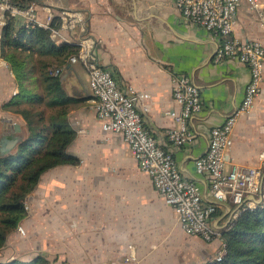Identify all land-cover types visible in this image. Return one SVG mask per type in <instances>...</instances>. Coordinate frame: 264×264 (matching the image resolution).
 <instances>
[{"label":"crops","instance_id":"obj_1","mask_svg":"<svg viewBox=\"0 0 264 264\" xmlns=\"http://www.w3.org/2000/svg\"><path fill=\"white\" fill-rule=\"evenodd\" d=\"M34 3L41 19L46 17L44 6H49L57 24L65 9L81 13L86 32L78 28L68 34L70 38L94 37L100 64L113 71L120 87L150 95L139 101L146 129L174 154L178 170L202 189L205 202L212 203L208 177L197 174L195 163L208 151L211 129L241 106L251 79L250 68L234 57L216 61L222 38L185 22L175 0ZM1 17L0 13V22ZM235 20V38L264 40V23L246 3ZM3 27L0 25L1 35ZM182 73L200 89L203 109L188 121L193 141L175 146L168 131L179 122L170 113L180 112L181 107L173 98L171 79ZM62 80L68 95L78 100L69 116L77 133L69 152L81 162L53 168L41 176L26 200L28 216L19 225L24 234L17 229L9 235L0 260L28 262L38 256H44L49 264H206L215 260L222 238L207 242L187 235L151 177L140 170L122 136L104 131L85 67L69 63ZM16 88L15 73L0 48V158L12 152L25 135L23 119L3 110ZM255 106L236 126L228 170L260 165L264 81ZM16 124L21 127L18 132ZM234 211L231 203L219 204L213 227L224 230Z\"/></svg>","mask_w":264,"mask_h":264},{"label":"built area","instance_id":"obj_2","mask_svg":"<svg viewBox=\"0 0 264 264\" xmlns=\"http://www.w3.org/2000/svg\"><path fill=\"white\" fill-rule=\"evenodd\" d=\"M243 3L264 23V0H175L185 22L202 26L222 38L216 50V61L234 57L251 71L241 106L222 124L211 129L208 151L195 163L197 174L208 177L212 203L205 202L202 189L184 178L178 170L174 154L165 150L146 129L139 101L149 99L150 95L129 93L120 87L113 71L100 64L95 53L97 40L94 37L85 35L78 41L70 38L68 34L78 28L86 32L80 12L63 10L60 23L57 24L49 6H44L46 17L41 19L35 3L21 8L13 5L11 0H0V25H6L8 15H21L27 24L50 30L57 45L70 43L79 46L78 53L72 55L69 61L81 64L88 71L91 94L96 100V116L104 131L122 136L140 170L151 177L156 191L173 209L184 232L210 242L222 238L223 233L229 230V225L222 231L212 225L219 204L231 203L234 206L232 219L248 209H257L264 204V150L259 156V166H233L227 169L236 126L244 114L254 109L264 81V40L247 42L233 36L236 15ZM1 38L0 34V48ZM171 87L173 98L181 111L170 113L179 122V126L168 131V139L175 146H182L193 141L188 121L201 112L203 102L200 89L186 74L174 75ZM17 92L18 88L13 95ZM18 231L24 234L22 226L18 227ZM224 253L223 242L215 260L220 261Z\"/></svg>","mask_w":264,"mask_h":264},{"label":"trees","instance_id":"obj_3","mask_svg":"<svg viewBox=\"0 0 264 264\" xmlns=\"http://www.w3.org/2000/svg\"><path fill=\"white\" fill-rule=\"evenodd\" d=\"M34 2L11 0L21 8ZM78 51L76 44L57 45L50 30L32 24L20 26L11 15L6 18L1 56L15 73L18 92L3 105V110L23 119L25 135L12 152L0 158V252L9 235L28 216L26 200L41 176L53 168L81 162L69 152L77 135L69 116L78 100L68 95L62 80L63 69ZM217 212L218 209L215 215ZM222 240V259L206 264H264V204L233 219ZM0 264L49 262L38 256L28 262L0 260Z\"/></svg>","mask_w":264,"mask_h":264},{"label":"water","instance_id":"obj_4","mask_svg":"<svg viewBox=\"0 0 264 264\" xmlns=\"http://www.w3.org/2000/svg\"><path fill=\"white\" fill-rule=\"evenodd\" d=\"M15 19L17 20L18 24H20L22 26H26L27 25L25 17H23L21 15H16ZM15 129L17 130V132L20 131V129H21L20 125L16 124L15 125Z\"/></svg>","mask_w":264,"mask_h":264},{"label":"rangeland","instance_id":"obj_5","mask_svg":"<svg viewBox=\"0 0 264 264\" xmlns=\"http://www.w3.org/2000/svg\"><path fill=\"white\" fill-rule=\"evenodd\" d=\"M256 107V106H255ZM256 110V108H254V110L253 111H255ZM262 112H264V110H261Z\"/></svg>","mask_w":264,"mask_h":264}]
</instances>
